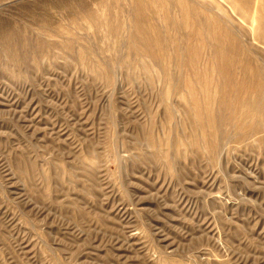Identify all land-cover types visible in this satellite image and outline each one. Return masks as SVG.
Here are the masks:
<instances>
[{"label": "rangeland", "instance_id": "1", "mask_svg": "<svg viewBox=\"0 0 264 264\" xmlns=\"http://www.w3.org/2000/svg\"><path fill=\"white\" fill-rule=\"evenodd\" d=\"M104 1L0 2L18 60L0 40V264H264V121L244 133L233 102L214 104L210 151L188 65L165 75L130 51L132 0L112 11L115 34ZM210 2L264 79V34L233 0Z\"/></svg>", "mask_w": 264, "mask_h": 264}, {"label": "bare ground", "instance_id": "2", "mask_svg": "<svg viewBox=\"0 0 264 264\" xmlns=\"http://www.w3.org/2000/svg\"><path fill=\"white\" fill-rule=\"evenodd\" d=\"M210 1L132 0L131 18H129L131 29L125 30L128 31L130 51L145 55L150 62L159 63L165 75L167 74L165 69L170 62L179 63V67L184 62L188 65L190 73L183 81L186 92L190 96L189 110L195 124L205 132L207 148L213 151L216 147L213 130L216 109L214 104L219 103L229 107L233 102L235 113L244 114L245 122H241V130L244 133L258 132L263 125L261 120L264 121V79L261 70L255 64L253 65L250 57H239L243 49L240 48L238 35H235L237 31L233 32L232 26V29L227 27L222 11L214 7ZM233 2L235 4L233 6L237 8V0ZM239 2L240 7L245 9L243 8L244 11L241 12L237 8L238 14L247 21H254L257 32L264 34V11L260 9V2L259 9L253 7L254 4L256 5L255 0ZM100 4L107 6L106 25L110 30L108 32L117 33L119 29L112 24L111 13L120 5V1L105 0ZM173 10L177 11L176 15H173ZM155 14L158 16V21L154 17ZM86 18L88 26L95 30L100 28L101 23L92 12L86 15ZM108 20L110 23L107 24ZM167 28L175 33H168ZM181 29L185 33L179 35L178 31ZM184 38L189 39L190 43L187 44L186 41L182 43L181 39ZM0 40L6 45L4 47L7 49L9 60L18 62L10 40L5 35H1ZM71 44L72 36L68 35L63 45L65 48H70ZM185 51H187V57L184 59ZM206 55H209V58ZM81 59L82 61L87 59L85 53H82ZM144 67L146 68V65ZM236 70H239V78L235 80L237 95L231 101L226 94L232 81V73L234 74ZM166 79H168L167 82L171 81L170 76ZM168 85L172 88V84L168 83ZM168 85L166 87L169 89ZM166 90L165 93L168 94L169 91L166 92ZM246 107L248 110L244 111Z\"/></svg>", "mask_w": 264, "mask_h": 264}]
</instances>
